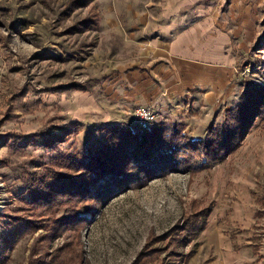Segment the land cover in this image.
<instances>
[{"label": "rangeland", "instance_id": "1", "mask_svg": "<svg viewBox=\"0 0 264 264\" xmlns=\"http://www.w3.org/2000/svg\"><path fill=\"white\" fill-rule=\"evenodd\" d=\"M174 1L0 0V264H264V86L245 70L264 44V0H252L263 17L225 113L153 69ZM141 105L156 114L152 129L183 124L185 141L221 156L194 154L205 167L106 200L73 188L94 186L80 163L109 127L138 130Z\"/></svg>", "mask_w": 264, "mask_h": 264}, {"label": "crops", "instance_id": "2", "mask_svg": "<svg viewBox=\"0 0 264 264\" xmlns=\"http://www.w3.org/2000/svg\"><path fill=\"white\" fill-rule=\"evenodd\" d=\"M170 6L175 10L165 12L163 18L176 20L161 26L155 41L170 43L166 50L154 51L159 57L154 71L179 96L203 99L209 106H221L225 113L232 108L233 99L241 97L244 83L236 69L257 40V24L263 13L258 15L252 0H175ZM183 9L194 11L180 13ZM184 21L196 23L179 31ZM165 53L168 58H163ZM162 95L164 90L159 87L156 96ZM215 114L210 118L215 119Z\"/></svg>", "mask_w": 264, "mask_h": 264}, {"label": "trees", "instance_id": "3", "mask_svg": "<svg viewBox=\"0 0 264 264\" xmlns=\"http://www.w3.org/2000/svg\"><path fill=\"white\" fill-rule=\"evenodd\" d=\"M249 94L246 93L247 96ZM233 127L238 129L239 125ZM235 134L229 133L227 138L231 139ZM184 138L183 124L167 123L146 130H129L113 125L108 129L106 145L89 160L80 163V167L89 173L87 180L96 183L94 186L90 183L72 184L73 188L77 190L81 187L86 196L106 200L126 189L140 188L150 179L169 172L191 171L194 166L198 170L205 167V163L198 167L193 163L194 154L203 155L208 161L221 156L220 148L210 149V141L208 146L203 144V140L185 141Z\"/></svg>", "mask_w": 264, "mask_h": 264}, {"label": "built area", "instance_id": "4", "mask_svg": "<svg viewBox=\"0 0 264 264\" xmlns=\"http://www.w3.org/2000/svg\"><path fill=\"white\" fill-rule=\"evenodd\" d=\"M255 62L250 64L245 70L251 71L254 69L256 79L254 83L259 86H264V44H261L260 47L255 51ZM261 72V76L259 73ZM133 124L139 129H151L157 123V117L154 111L146 106H138L133 114L132 118Z\"/></svg>", "mask_w": 264, "mask_h": 264}]
</instances>
